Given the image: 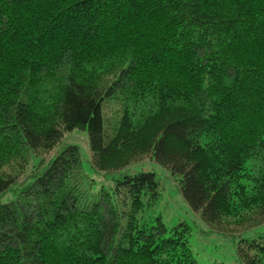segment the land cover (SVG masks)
Here are the masks:
<instances>
[{
	"label": "trees",
	"instance_id": "1",
	"mask_svg": "<svg viewBox=\"0 0 264 264\" xmlns=\"http://www.w3.org/2000/svg\"><path fill=\"white\" fill-rule=\"evenodd\" d=\"M0 264H264V0H0Z\"/></svg>",
	"mask_w": 264,
	"mask_h": 264
},
{
	"label": "rangeland",
	"instance_id": "2",
	"mask_svg": "<svg viewBox=\"0 0 264 264\" xmlns=\"http://www.w3.org/2000/svg\"><path fill=\"white\" fill-rule=\"evenodd\" d=\"M68 145H77L81 147L83 154L89 157L90 152H89V147H88L89 140H88L87 131H80V132L78 131L72 134H68L65 137V140H63V145H61L60 149ZM150 167H152L159 173L160 178L163 180L164 185L167 187V191H168L167 197L174 198L176 196L174 199L164 198V200L161 201L160 204L157 206V212L164 214L169 223L175 224L178 220H182L185 218L192 220V217H193L192 213L190 212V210L189 211L185 210L184 207H182V203L178 202V200H181L178 197L179 193L177 192V195H176L175 187L169 184L171 182L169 183L167 182V178L163 175L164 173L161 172L160 169L158 167H155L154 165H150ZM171 187H174V189L172 190ZM175 201H177L178 206L176 205ZM180 207L183 208V210H179ZM209 242L211 245H207V247H204L205 251H207V253L204 256L206 257L213 256L212 257L213 260L218 259V260L230 262L234 254L233 244L230 240L225 239L223 245H221L222 252L220 255L218 251H215V248H212V246L217 245V244L219 245L220 242H222L221 239L218 236H215L212 240H209Z\"/></svg>",
	"mask_w": 264,
	"mask_h": 264
}]
</instances>
